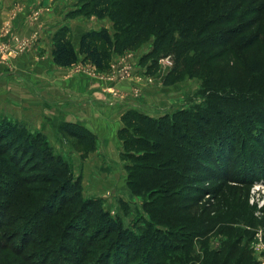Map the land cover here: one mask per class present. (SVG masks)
Listing matches in <instances>:
<instances>
[{
  "label": "trees",
  "instance_id": "16d2710c",
  "mask_svg": "<svg viewBox=\"0 0 264 264\" xmlns=\"http://www.w3.org/2000/svg\"><path fill=\"white\" fill-rule=\"evenodd\" d=\"M78 1L76 11L108 17L114 32L83 30L74 45L59 26L52 34L53 63L84 58L104 67L111 53L152 36L142 62L150 57L154 65L157 55L171 54L163 83L183 73L203 75L207 92L190 110L120 114V155L131 162L124 188L142 199L144 210L131 220L135 228L98 197L80 198L66 162L41 134L0 117V264H189L197 238L200 264H256L251 229L221 222L223 239L206 249L211 217L205 207L190 209L200 194L217 195L228 181L264 182V0ZM60 127L94 148L95 133L83 125ZM208 179L214 187L194 183ZM153 184L163 192L152 195ZM117 200L125 211L127 201ZM248 212L255 218L249 204Z\"/></svg>",
  "mask_w": 264,
  "mask_h": 264
},
{
  "label": "rangeland",
  "instance_id": "374dc122",
  "mask_svg": "<svg viewBox=\"0 0 264 264\" xmlns=\"http://www.w3.org/2000/svg\"><path fill=\"white\" fill-rule=\"evenodd\" d=\"M65 5L68 6L65 7ZM78 6V0H65L64 5L61 6L62 9L59 10V16L64 19V22L59 26L65 27V34L74 45H76L78 34L83 30L105 27L110 34L114 32L115 28L108 17H97L92 13H85L83 10L76 11L75 9H77ZM69 11L70 13H68ZM33 12L34 11L31 13V17L34 14ZM74 23L81 24V28L79 30L73 28L72 25ZM9 25L10 22L5 21L2 24V31H8V29H10ZM33 37V33L31 35H19L16 33L11 35L8 40H0V63H3V65L8 68L6 72L2 73L8 72L7 74L10 78L17 80V82L9 84L11 89L9 95L11 96L7 99L3 96L0 97V117L3 116L2 118L10 121H18L19 123L17 124L23 129L27 128L31 133L38 132L41 134L43 136L42 138L46 140L47 145L54 152L58 153L66 162L71 172V178L75 179L78 183L77 186L80 192V198L98 197L104 209H107L111 214L116 213L120 216L123 225H131L134 227L130 222L133 217H135V213L139 212L142 215L144 214V210L141 209L140 205L142 199L138 197V195L130 197L122 185L121 177L119 179V174H125L127 171L125 165L131 163L125 155L124 157L120 155V152L123 151V135H117V130L123 123L119 119L116 137L119 139L120 143L115 159L113 156L110 157L107 155L103 148L97 146L101 143L100 138L96 135L92 141V143H94V148L90 149L89 141L86 138L77 140L76 137L62 130L60 125L68 120H65L60 112L64 110L63 113H65L66 107L57 105L58 102H54V100L57 99L55 85L50 84L48 87H41L38 84L39 80L32 78L33 82H29L31 89H23L25 87L24 82L28 80V77L22 69H18L16 61H14L16 60L14 58L31 45ZM22 42L24 43V47L20 50L19 45H21ZM151 43L152 36L133 48L126 49L120 53H111L104 67L97 68L93 66L89 60L79 58L76 62L64 68L67 69L68 73L80 72L88 79H95L98 82V89L102 92V98L105 97L108 101L107 103H110L112 107H120V114L128 108H133L150 116L159 117L165 113H171L179 109L190 110L192 107L201 105L207 92L203 88L204 76L198 74L187 75L183 73L178 80L170 83H163V76L172 66L173 57L171 54H159L154 60V65L150 57L145 58L146 61L142 62L145 53H147L151 47ZM51 44L52 36L50 37L49 43L50 49ZM7 50H12L14 54H8ZM57 66L58 65L54 67ZM123 69H126L128 73L122 76L120 73H122ZM7 80V83L13 81L12 79ZM17 83H20L19 87H16ZM57 87L60 88L59 85H57ZM15 89H17V91ZM68 97H71L69 92ZM36 101H38L39 104L36 103L33 105L32 103ZM68 106L71 107L70 105ZM115 112H113V116L118 119V113L117 111ZM76 123L84 126V124L80 122ZM112 161L115 163L112 164ZM86 162H89V167L86 166ZM98 164L99 169L97 170L95 165ZM109 165H112L113 168H108ZM86 168L88 169V176L87 178L85 177L86 179L84 178L85 180H82L81 173H85L84 169ZM100 170L106 172L109 170L110 173L105 174L109 184L96 186L95 177L101 174ZM109 174L114 176V178H109ZM259 180H261V178H259ZM194 183L210 188L214 187L216 182L208 179L204 182L199 181ZM153 186L154 188L151 191V193H153L152 195L163 192L161 188L155 189L156 184L151 185V187ZM249 186L247 182L228 181L225 185L220 186V191L217 195L206 192L197 197L190 209V213H194L195 210L198 212L202 207H205V215L211 217V221L208 223L209 225H214L208 237L206 249L216 248L220 243V239H223L224 234L217 231L218 225L221 222H228L233 227L239 226L242 228H249V230H252V233L258 228H261L263 238V214L259 217L255 216V219L252 218L250 212H248L249 203L247 197ZM117 198H122L124 202L127 201L125 211H122V207L119 206ZM227 211L228 216L230 215V211L232 212V218H227L225 216ZM242 211H246L248 213L247 216H250L252 219L242 218ZM218 233H221V236L217 238L219 241L210 242V236L217 235ZM247 235L243 236V240L246 239ZM200 243L199 238L194 241L191 255L189 256V264L201 263L203 250L200 248ZM251 249L255 254H252ZM251 249L249 253L256 261V264H264V248L260 250Z\"/></svg>",
  "mask_w": 264,
  "mask_h": 264
},
{
  "label": "crops",
  "instance_id": "0c3cea01",
  "mask_svg": "<svg viewBox=\"0 0 264 264\" xmlns=\"http://www.w3.org/2000/svg\"><path fill=\"white\" fill-rule=\"evenodd\" d=\"M64 1L65 0H0V40H8L11 35L16 33L19 35H31L33 33L34 37L31 45L14 58L16 59L14 61H16L18 69H22L28 77V80L24 79L26 82H24L25 87L23 89H31L29 82H33L32 78L35 80L38 79V84L41 87H48L50 84H54L55 92H57V99L54 100V102H58L57 105L66 107L65 113H63V109V111L60 112L64 119L84 124V126L100 138L101 144L97 146L103 148L107 155L110 157L113 156L115 159L120 143L119 139L116 137V129L119 127L120 107H112L110 103H107L108 101L105 97L102 98V92L98 89V82L95 79H88L80 72L68 73L67 69L64 67L69 65H58L54 67L57 64L53 63L51 60L49 47L50 37L55 29L64 22V19L59 16V10L62 9L61 6L64 5ZM67 6L68 5H65V7ZM32 11H34L33 16L35 17H31ZM5 21L10 22V29L3 32L2 24ZM72 26L77 30L81 28V24L79 23H74ZM7 70L8 68L5 67L3 63H0V73L6 72ZM7 73L0 74V97L3 96L5 99L11 96L9 95L11 91L9 84L17 82L16 79L10 78ZM7 79H12L13 81L7 83ZM57 85H59L60 88H58ZM19 86L20 83H17L16 87ZM15 90L17 91V89ZM68 92L71 94V97H68ZM36 103L39 104L38 101L32 104L35 105ZM115 111L118 113V119L113 116V112ZM88 163L86 162V166L89 167L90 165H88ZM114 163L115 162L112 161V164ZM95 166L98 170L99 164ZM108 168L113 167L109 165ZM84 172L85 173H81L82 180L87 178L88 169H84ZM100 172L101 174L95 177L96 186L109 182L105 175L106 173H110L109 170L108 172L100 170ZM108 176L111 179L114 178V176L110 174ZM124 176L125 174L123 173L119 174V179L121 177L123 187ZM254 233L255 232L252 233V239L248 242L249 249H251L250 244L254 239ZM219 236H221V233L212 235L209 241H219L217 239ZM252 254H255L253 250Z\"/></svg>",
  "mask_w": 264,
  "mask_h": 264
},
{
  "label": "built area",
  "instance_id": "2783aa9c",
  "mask_svg": "<svg viewBox=\"0 0 264 264\" xmlns=\"http://www.w3.org/2000/svg\"><path fill=\"white\" fill-rule=\"evenodd\" d=\"M19 47L21 50L24 47V43L22 42V44L19 45ZM7 52L8 54L10 53L14 54L12 50H7ZM127 73L128 71L126 69H123L120 75L123 76ZM247 201L252 206V213L254 216L259 217L263 214V211H264V182L262 180L251 182L249 186V190H248ZM250 246L254 250H260L264 248L261 228H258L257 230H255L254 239L252 240Z\"/></svg>",
  "mask_w": 264,
  "mask_h": 264
}]
</instances>
